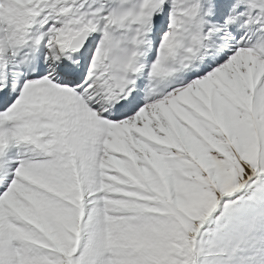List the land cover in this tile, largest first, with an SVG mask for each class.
I'll list each match as a JSON object with an SVG mask.
<instances>
[{"label":"snow or ice","instance_id":"snow-or-ice-1","mask_svg":"<svg viewBox=\"0 0 264 264\" xmlns=\"http://www.w3.org/2000/svg\"><path fill=\"white\" fill-rule=\"evenodd\" d=\"M0 264H264V0H0Z\"/></svg>","mask_w":264,"mask_h":264}]
</instances>
